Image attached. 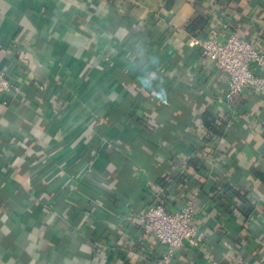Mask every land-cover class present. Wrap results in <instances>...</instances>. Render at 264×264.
<instances>
[{
  "label": "crops",
  "instance_id": "obj_1",
  "mask_svg": "<svg viewBox=\"0 0 264 264\" xmlns=\"http://www.w3.org/2000/svg\"><path fill=\"white\" fill-rule=\"evenodd\" d=\"M227 33L264 48V0H0V264H264V91L227 109L197 45ZM195 192L164 263L135 215Z\"/></svg>",
  "mask_w": 264,
  "mask_h": 264
},
{
  "label": "built area",
  "instance_id": "obj_2",
  "mask_svg": "<svg viewBox=\"0 0 264 264\" xmlns=\"http://www.w3.org/2000/svg\"><path fill=\"white\" fill-rule=\"evenodd\" d=\"M197 45L201 57L212 60L215 68L228 78V87L223 96L227 109L232 108L235 99L246 88L264 91V77L256 72L257 68L264 66V48L260 40L227 33L221 42L208 38L198 40ZM19 91L20 88L11 82L7 71L0 69V104L6 105V96L18 94ZM93 180L98 186H105L101 178L95 176ZM196 196V192L190 195L177 211L169 210L162 198L135 215L140 237L155 240L166 248L164 263L183 246L199 248L203 244L205 233L196 220L199 211ZM226 247L230 249L231 244L227 243Z\"/></svg>",
  "mask_w": 264,
  "mask_h": 264
},
{
  "label": "trees",
  "instance_id": "obj_3",
  "mask_svg": "<svg viewBox=\"0 0 264 264\" xmlns=\"http://www.w3.org/2000/svg\"><path fill=\"white\" fill-rule=\"evenodd\" d=\"M206 127L209 129L208 131H214L213 126L210 125L208 122H206ZM213 190L214 189L212 188V190H211L212 193H213ZM224 190H225L226 193L227 192H231L232 194H234L235 197H237L239 199L240 203L244 206V210H243L244 214H248L247 209L250 208L251 206H250V204H248L246 202V200L243 198V196L241 195V193L238 192L236 189H234L230 185L224 186ZM213 198H214V195H213ZM218 205L220 206L221 204L218 203Z\"/></svg>",
  "mask_w": 264,
  "mask_h": 264
}]
</instances>
